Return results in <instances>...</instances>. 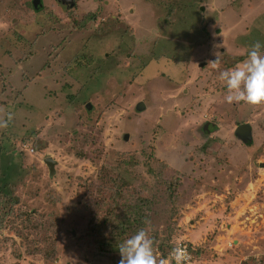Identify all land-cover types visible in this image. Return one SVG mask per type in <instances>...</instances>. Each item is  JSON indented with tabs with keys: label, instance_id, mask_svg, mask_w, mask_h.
Here are the masks:
<instances>
[{
	"label": "rangeland",
	"instance_id": "374dc122",
	"mask_svg": "<svg viewBox=\"0 0 264 264\" xmlns=\"http://www.w3.org/2000/svg\"><path fill=\"white\" fill-rule=\"evenodd\" d=\"M40 1L0 0V177L18 199L0 264H117L104 238L134 204L160 258L184 241L192 264H264V103L225 102L218 79L264 52V0Z\"/></svg>",
	"mask_w": 264,
	"mask_h": 264
},
{
	"label": "clouds",
	"instance_id": "9594fccd",
	"mask_svg": "<svg viewBox=\"0 0 264 264\" xmlns=\"http://www.w3.org/2000/svg\"><path fill=\"white\" fill-rule=\"evenodd\" d=\"M261 48V42L254 41L244 60L219 72L218 79L226 89L225 102L264 103V52ZM217 62L216 58L213 67ZM10 119V114L7 119H0V128H5ZM153 243L144 228L137 229L117 245L120 257L117 264H187V252L179 242L172 244L167 258L154 254Z\"/></svg>",
	"mask_w": 264,
	"mask_h": 264
},
{
	"label": "trees",
	"instance_id": "16d2710c",
	"mask_svg": "<svg viewBox=\"0 0 264 264\" xmlns=\"http://www.w3.org/2000/svg\"><path fill=\"white\" fill-rule=\"evenodd\" d=\"M94 15L95 14L91 13V12L86 14L82 20V21L86 20V21H84L83 25H85L87 21L91 20L93 18L92 16H94ZM239 58H240V60H238L239 62L243 60L242 57H239ZM14 188H15V185L13 183H11L8 179H6L5 177H0V225H2V223H4L6 217L11 212H13V205H15L18 202L17 197L11 196V195H13ZM6 197H12V199H11L12 202H9V204L7 203L8 209L2 210L1 208H3L6 205V200H8ZM135 210H136V204L129 205V206H127V210L126 209L125 210L120 209L119 214H116V216H115L116 219L121 220V222L119 221L117 224L114 223L115 226H113V227L111 226V228L109 229V232L107 233V234H110V237L104 238L106 241H109L110 245L116 246V244H115L116 242L120 243V241H122L124 238L129 236V233H130L129 229L137 230L140 228V225L143 224V222H142L143 220H142L141 216L137 217L134 215ZM108 221L109 220H104V225H106V223ZM136 222H138V224H135ZM0 227H2V226H0ZM136 227H139V228H136ZM101 228L102 227L98 226V224H94L91 226L88 234H91L93 236L101 235L104 231L103 230L100 233H98V231ZM113 248H115V247H113ZM189 249L191 251L192 246L189 245ZM199 251L200 250H196L197 253Z\"/></svg>",
	"mask_w": 264,
	"mask_h": 264
},
{
	"label": "water",
	"instance_id": "95a60500",
	"mask_svg": "<svg viewBox=\"0 0 264 264\" xmlns=\"http://www.w3.org/2000/svg\"><path fill=\"white\" fill-rule=\"evenodd\" d=\"M38 3L37 7L41 8V1L37 0L36 4ZM41 3V4H40ZM251 126L248 123H242L240 124L236 129H235V135L239 138H241L242 140H249L251 139ZM45 162L47 164V167L50 171V175H54L55 174V163L56 160H54L52 157H48L45 159Z\"/></svg>",
	"mask_w": 264,
	"mask_h": 264
},
{
	"label": "built area",
	"instance_id": "2783aa9c",
	"mask_svg": "<svg viewBox=\"0 0 264 264\" xmlns=\"http://www.w3.org/2000/svg\"><path fill=\"white\" fill-rule=\"evenodd\" d=\"M179 243L187 252V255H188L187 264H192L193 256H192V253H191V251L189 249V244L187 242H184V241H181ZM230 243L232 244V242H230Z\"/></svg>",
	"mask_w": 264,
	"mask_h": 264
},
{
	"label": "flooded vegetation",
	"instance_id": "af4514ba",
	"mask_svg": "<svg viewBox=\"0 0 264 264\" xmlns=\"http://www.w3.org/2000/svg\"><path fill=\"white\" fill-rule=\"evenodd\" d=\"M30 4L29 5H32L33 6V2H29ZM33 8H34V6H33Z\"/></svg>",
	"mask_w": 264,
	"mask_h": 264
},
{
	"label": "crops",
	"instance_id": "0c3cea01",
	"mask_svg": "<svg viewBox=\"0 0 264 264\" xmlns=\"http://www.w3.org/2000/svg\"><path fill=\"white\" fill-rule=\"evenodd\" d=\"M245 123H247V122H245ZM249 124V123H248Z\"/></svg>",
	"mask_w": 264,
	"mask_h": 264
}]
</instances>
